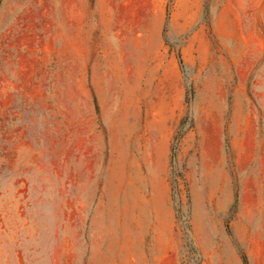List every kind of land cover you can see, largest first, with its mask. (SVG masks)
Wrapping results in <instances>:
<instances>
[{"label": "rangeland", "instance_id": "1", "mask_svg": "<svg viewBox=\"0 0 264 264\" xmlns=\"http://www.w3.org/2000/svg\"><path fill=\"white\" fill-rule=\"evenodd\" d=\"M194 8L0 0V264H264V0Z\"/></svg>", "mask_w": 264, "mask_h": 264}, {"label": "crops", "instance_id": "2", "mask_svg": "<svg viewBox=\"0 0 264 264\" xmlns=\"http://www.w3.org/2000/svg\"><path fill=\"white\" fill-rule=\"evenodd\" d=\"M200 4H201V0H195V8H194V11H193V17L199 15V13H200ZM202 8H203V5H202Z\"/></svg>", "mask_w": 264, "mask_h": 264}, {"label": "bare ground", "instance_id": "3", "mask_svg": "<svg viewBox=\"0 0 264 264\" xmlns=\"http://www.w3.org/2000/svg\"><path fill=\"white\" fill-rule=\"evenodd\" d=\"M51 1H52V0H50V2H51ZM42 2H43V1H42ZM48 2H49V1H48ZM39 4H40V3H39ZM46 4H47V3H46ZM44 5H45V4H44ZM48 5H49V3H48ZM50 5H51V4H50ZM50 5H49V6H50ZM41 7H42V6H41ZM53 7H54V6H53ZM43 9H44V8H43ZM46 9H47V8H46ZM53 9H54V8H53ZM40 10H42V8H41ZM42 11H43V10H42ZM38 12H39V11H38ZM36 13H37V12H35V14H36ZM53 13H54V12H52V14H53ZM52 14H51V15H52ZM43 15H45V14H43ZM54 15H55V14H54ZM54 18H55V17H54ZM54 18H53V20H54ZM61 26H64V25H61ZM63 28H64V27H63ZM213 101H214V100H213ZM212 104H213V103H212ZM212 104H211V105H212Z\"/></svg>", "mask_w": 264, "mask_h": 264}, {"label": "trees", "instance_id": "4", "mask_svg": "<svg viewBox=\"0 0 264 264\" xmlns=\"http://www.w3.org/2000/svg\"><path fill=\"white\" fill-rule=\"evenodd\" d=\"M179 63L181 64L180 59H179ZM243 263H244V264H247L245 257H243Z\"/></svg>", "mask_w": 264, "mask_h": 264}]
</instances>
